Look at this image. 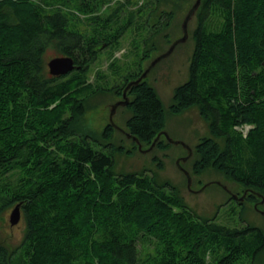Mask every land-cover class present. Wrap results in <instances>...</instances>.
<instances>
[{
    "label": "trees",
    "instance_id": "16d2710c",
    "mask_svg": "<svg viewBox=\"0 0 264 264\" xmlns=\"http://www.w3.org/2000/svg\"><path fill=\"white\" fill-rule=\"evenodd\" d=\"M113 1L0 0V264L254 263L264 254L261 228L203 217L155 174L119 173L115 151L124 147L113 141L115 128L108 123L101 136L89 129L93 100L108 91L123 96L147 69L151 40L174 19L162 0ZM196 17L189 79L169 110L196 109L207 125L209 135L192 150L194 173L213 168L257 204L255 193L264 198V0H202ZM128 32L134 53L137 39L144 45L136 69L114 55ZM104 47L116 82L110 89L102 71L90 79ZM48 51L72 57L77 68L51 75ZM127 96V131L151 147L166 131L164 102L147 78ZM168 145L160 138L155 147ZM18 204L25 229L14 246L1 226Z\"/></svg>",
    "mask_w": 264,
    "mask_h": 264
},
{
    "label": "rangeland",
    "instance_id": "374dc122",
    "mask_svg": "<svg viewBox=\"0 0 264 264\" xmlns=\"http://www.w3.org/2000/svg\"><path fill=\"white\" fill-rule=\"evenodd\" d=\"M114 0L111 4H114ZM196 0H162L161 9L172 11L174 19L166 30L159 32L153 37L152 43L156 49L150 52L149 60L143 61L144 69L148 68L151 62L166 53L173 42L183 37V23ZM116 4V3H115ZM155 4H153V9ZM197 27L196 15L190 20L188 30L189 37L184 43L178 44L174 51L165 59L159 61L148 74L149 82L159 93L166 108V132L170 138L182 144H174L164 135L161 139L168 145L167 150H161L142 145L141 150L138 144L128 137L126 121L131 113L125 109L126 106H119L113 116L114 122L119 129L115 128L114 142L124 149L115 151L116 169L119 173H142L155 174L160 182H168L176 186L186 202L197 211L198 214L207 218L216 217V221L231 227H243L255 225L264 231V198L254 194L258 201L257 204L248 199L251 191L245 190L242 186L228 179L222 173L213 168L205 173L197 175L193 171V162L196 155L192 151L200 138L208 136V128L199 116L198 110L192 109L181 115H174L169 107L175 89L189 79L190 61L195 50L193 31ZM135 33L128 32L121 39V49L115 52V57L120 59L119 64L131 63L132 68L136 69L139 61L136 55L142 57L144 45L140 44L138 52L132 46ZM151 45V44H150ZM150 47V46H149ZM148 47V48H149ZM55 55L54 51H48L45 55L48 63ZM108 51L104 47L100 58L92 65L90 79L95 81V76L99 71L108 75V83H104L110 89L116 85L112 72L109 68L111 61L107 58ZM129 68H123L122 74L126 75ZM137 72V71H136ZM101 85V86H104ZM104 86V88H105ZM123 100L113 91L100 94L93 100L92 108L87 113V125L97 136H101L105 126L110 123V113L112 105ZM249 126L245 128L248 129ZM189 147L192 151L190 154ZM124 151V153H123ZM130 152V153H128ZM162 162L161 167L159 163ZM189 174V175H186ZM190 176V183L189 177ZM259 207H258V206ZM10 213L4 216L1 229L2 235L8 237L10 243L18 245L24 234V223L11 226L9 223ZM253 263V262H252ZM248 259H244L236 264H252ZM253 264H264V254Z\"/></svg>",
    "mask_w": 264,
    "mask_h": 264
},
{
    "label": "water",
    "instance_id": "95a60500",
    "mask_svg": "<svg viewBox=\"0 0 264 264\" xmlns=\"http://www.w3.org/2000/svg\"><path fill=\"white\" fill-rule=\"evenodd\" d=\"M202 0H196V2L194 3V5L192 6V8L189 10L184 23H183V37H181L180 39H178L177 41L173 42V44L171 45V47L169 48V50L160 55L159 57L155 58L151 64L149 65V67L143 72V74L141 75V77H139L137 80L130 82L127 87L125 88V90L123 91V100L118 101L116 104L112 105L111 108V113H110V124L116 128L119 129L113 119V116L116 112V109L119 106H127L130 102V99L127 96V91L129 90V88L134 85V84H138L140 83L143 79H145L148 74L150 73V71L154 68V66L161 60L167 58L175 49V47L180 44V43H184L188 40L189 37V30H188V26H189V22L190 20L196 15L200 5H201ZM48 68H49V72L51 75L54 76H64L67 75L68 73L72 72L73 70H75L76 64H75V60L70 57V56H63V57H55L52 58L49 62H48ZM128 137H131L139 146V149L141 150L142 148V144L139 142L138 138L131 135L130 133H127ZM164 135L165 137H167V139L169 141H171L174 144H182L181 142H176L174 140H172L170 138V136L168 135V133L166 131L160 133L157 138L155 139L154 143L151 146V150L155 147L156 143L159 141V139L161 138V136ZM184 145V144H182ZM185 146V145H184ZM190 151V154H192V151L189 147H187ZM186 175H189L186 173ZM189 177V183L191 181L190 176ZM20 204L16 205L13 210L10 213V219L9 222L12 226H15L17 224H19V222L21 221L22 218V214H21V209H20ZM264 214V212H262Z\"/></svg>",
    "mask_w": 264,
    "mask_h": 264
},
{
    "label": "flooded vegetation",
    "instance_id": "af4514ba",
    "mask_svg": "<svg viewBox=\"0 0 264 264\" xmlns=\"http://www.w3.org/2000/svg\"><path fill=\"white\" fill-rule=\"evenodd\" d=\"M121 98H122V96H121Z\"/></svg>",
    "mask_w": 264,
    "mask_h": 264
}]
</instances>
